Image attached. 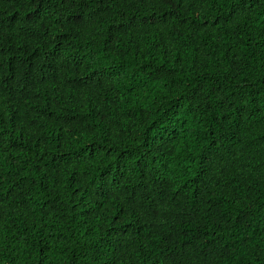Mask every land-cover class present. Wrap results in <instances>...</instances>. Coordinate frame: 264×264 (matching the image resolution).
<instances>
[{
	"label": "trees",
	"instance_id": "obj_1",
	"mask_svg": "<svg viewBox=\"0 0 264 264\" xmlns=\"http://www.w3.org/2000/svg\"><path fill=\"white\" fill-rule=\"evenodd\" d=\"M0 264H264V0H0Z\"/></svg>",
	"mask_w": 264,
	"mask_h": 264
}]
</instances>
